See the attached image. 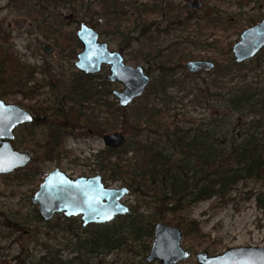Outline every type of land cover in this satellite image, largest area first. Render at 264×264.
<instances>
[{
  "label": "trees",
  "instance_id": "trees-1",
  "mask_svg": "<svg viewBox=\"0 0 264 264\" xmlns=\"http://www.w3.org/2000/svg\"><path fill=\"white\" fill-rule=\"evenodd\" d=\"M7 8L33 21L36 30L46 39H55L57 47L69 48L70 59L77 56L82 45L74 33L70 37L63 31L65 24L60 18L63 15L77 25L87 23L100 37L116 44L121 53L135 50V45L141 46L142 49L137 50L144 57L141 59L154 62L161 74L159 83L147 89V102L131 113L128 108L110 102L112 93L107 88L110 84L96 82L98 75L77 72L58 79L57 74H51L48 82L39 83L36 76L51 69L42 70L22 61L11 44V34L0 23V95L3 99L22 95L29 101L24 106L33 116L31 124L17 128H22V132L33 129L25 136L32 139L31 147H27L28 142L24 139L18 142L19 136L15 135L13 141V146H24L34 154L31 171H19L20 174L27 172L24 177L27 182L39 188L44 180H39L41 170L45 164L66 156L64 143L70 135L103 138L122 127L132 129L136 138L134 144L128 142L119 150L106 147L96 154V159L98 173L105 184L120 183L121 187H127L139 205L132 206L129 214L118 216L105 225L85 227L80 218L69 219L61 215L65 226L60 225L62 228L57 229L66 233L68 238V245L63 250L70 249L74 256L66 261L61 258V253L34 256L26 247L16 256V264H93L98 257L121 250L132 251L136 245L142 254H147L157 223L164 222L181 229L184 237L188 229L200 234L199 223L190 219V210L195 204L226 199L240 183L249 180L261 182L264 186L262 82L236 84L226 94L208 88L204 101L224 105L223 114L226 115L221 118L219 112L215 113L214 122L206 126L184 129L174 117L171 119L164 104L156 102H167L168 88L176 85L172 79L182 68L180 60L191 56L185 52L187 48L182 50V46L192 40L188 37L186 42L180 41L167 48L154 44L162 36L188 31L193 14L197 12H183L173 2L151 6L139 0H7ZM152 14L164 18L166 24L151 22ZM223 20L222 17L209 18L204 26H195V31L198 29L201 33L204 29L215 28L217 23L222 27L227 24ZM163 25L166 26L160 28ZM197 38L195 35L194 39ZM69 41L73 46H69ZM191 43L195 47L201 45L202 50L212 46L202 39L200 44L196 40ZM232 48L229 45V64L220 65L217 72L215 70L216 79L241 70L244 63L235 62L231 56ZM147 50H150L149 54H143ZM45 88L49 90V98L40 99L41 90ZM228 114L231 123L227 122ZM250 114L255 115L251 120L243 119ZM229 126H233L238 134L231 135ZM37 128H43V140L34 134ZM260 199L259 196L258 202ZM146 207L148 210L144 209ZM35 219L52 228V221L44 222L38 211ZM24 223L7 220L4 227L25 230L26 233Z\"/></svg>",
  "mask_w": 264,
  "mask_h": 264
},
{
  "label": "rangeland",
  "instance_id": "rangeland-1",
  "mask_svg": "<svg viewBox=\"0 0 264 264\" xmlns=\"http://www.w3.org/2000/svg\"><path fill=\"white\" fill-rule=\"evenodd\" d=\"M139 1L151 6L158 3L168 4L173 2L182 8L183 12H192L188 7L189 0ZM239 1L240 0H203V8L196 14H193V19L190 22L188 31H176L171 35L162 36L154 44L156 47H159V44H161L163 48H167L177 42L180 43V41L186 42V39L189 37V40L193 42L196 40V42L200 44V39H202V41H207L212 45L208 50H202L201 45L195 47L193 43H191L192 41L185 43L182 46V50H184L183 48H187L185 52L190 53L191 56L188 57V59L180 60L182 68L172 79L173 82H176V85H172L171 88H168V94L166 96L167 102L156 101L161 105L164 104L171 119L174 117V121H178V124L184 129L198 127L202 124L206 126V124L214 122L216 117L215 113L217 112H219L221 118L226 115L223 114L225 113L224 105L222 106V104L217 101H212L210 103L204 101V97L207 96L206 94L208 93V91L206 92L208 88L212 92L226 94V92L229 91L228 89L236 84L248 83L252 85L257 82H262L264 84V51H261L254 59L245 62L243 66H241V70H237L234 74L219 79L215 77L220 65L229 64L230 56L227 55L229 52V45H231L232 48L240 39L242 32L251 27L253 23L250 22L251 19H262L264 16L263 0H252L251 6H241ZM252 8H255L254 11L251 10ZM63 16L60 17L62 23L64 22L65 24L63 31L70 37L74 33L77 38L76 33L80 25H77L73 20L66 19ZM172 16L175 17L176 14H172ZM182 16L185 17V14H182ZM214 17H222L224 19L223 21L227 24H222V27H218L219 23L216 22L218 25L215 28L204 29L201 33L198 29L195 31V26H204L206 20ZM150 21L153 23L166 24L164 23V18L161 19V17L156 14L150 16ZM230 21H232V23H229ZM0 23L11 34V44L22 61L38 66L42 70H44V68L51 69V71L44 70L43 73H45V75L40 73L36 76L39 83L48 82L51 74H57L59 79L60 77L65 76L67 78L68 76L80 72L76 67L77 56L70 59L72 53L67 51L69 48L63 50L55 45V39H46L36 30L33 21L8 9L7 0H0ZM165 26L166 25H163L160 28H164ZM195 35L198 37L197 39H194ZM38 38H41L44 44L52 48L51 53H46L42 46L43 44L38 42ZM63 41L64 40H61L60 42ZM100 41L107 43L110 50L120 52L119 47L111 43L105 37H100ZM70 45L73 46L71 41H69V46ZM133 48L135 50L132 51L128 49L122 53L125 62L134 67H144L146 73L151 77L150 85L158 84L161 74L155 66V63L147 62L145 61L146 59H141L144 57H142L140 52H137V50L142 49L141 46L138 47L135 45ZM82 49V46L79 47L77 54L81 52ZM174 50L175 49H173V51ZM149 51L150 50H147L143 52V54H149ZM231 56L235 60L232 51ZM189 61H209L213 62L215 67L212 70L206 69L193 74L185 69V65ZM97 75L98 77L95 78L96 82H108L110 84L107 87L112 93L109 99L110 102L119 105L113 92L122 91L124 87L119 83H112L109 81L108 77L110 71L106 66H104ZM150 85L147 89H149ZM155 86L151 88V90H153ZM48 91V88L41 90L40 99L49 98ZM4 100L10 104L20 105L25 109L27 108L24 105L29 104V101L24 99L22 95L12 96ZM146 102L147 99L144 95L139 101L129 106L128 109L133 113V111L137 110L138 106ZM227 116V122L231 123L230 114ZM254 116L255 115L250 114V117H247V119L244 117L243 119L249 121ZM229 130L231 135L238 134L237 131H234L233 126H229ZM30 131H33V129ZM30 131L23 130L22 132V128L15 131L16 137H20L18 142L24 139L28 142V148L31 147L30 142L32 139L29 137L25 138V136H28ZM43 131V128H37L34 134H36L37 138L43 140V137H41ZM115 131L126 134L127 143H135V133L132 129L129 128L125 130L119 127ZM64 147L67 151L66 156H63L59 161L45 164L41 170L40 179L38 178L39 180L44 179L55 169H60L74 178L99 174L97 170L96 154L106 148L102 137L95 135L89 137H75L70 135L66 138ZM15 149L30 153L32 158L34 156V154L24 146L19 145ZM30 164L24 169L27 172H30L33 167ZM35 168L38 167L35 166ZM16 172L6 176H0V232L4 230L0 235V264L18 263L15 258L20 253L21 249L26 247L33 252L34 256H41L47 253H56L58 255L61 253V258L63 260H70L74 256L71 250H63L65 245H68L67 234L61 233V231L58 230L62 228L59 227L60 225L65 226L61 214H57L53 218L51 223L53 229L37 221L35 219V213L38 211V206L34 205L31 199L39 188L32 182H27V180H25L24 177L27 172L24 174H20L19 171ZM111 187L119 188L121 186L120 183H114L111 184ZM259 196L261 199L258 202L257 199ZM124 203L130 206V208L139 205L136 197L131 194L125 197ZM144 209L148 210L147 207ZM190 219L199 223L201 232L197 234L192 230H187V235L185 234L182 245L184 248L188 249L192 255L189 259L179 264H199L196 255L204 251H207L210 255H218L230 248L250 246L264 247V186L261 182L255 180L242 182L226 199H212L195 204L190 210ZM7 220L20 223L25 222L24 224L27 232L25 233V230L17 231L15 229L5 228L4 226ZM132 249V251L121 250L108 256H101L94 259L92 262L93 264H147L146 256L149 252L147 254H142L141 248L137 245Z\"/></svg>",
  "mask_w": 264,
  "mask_h": 264
},
{
  "label": "water",
  "instance_id": "water-1",
  "mask_svg": "<svg viewBox=\"0 0 264 264\" xmlns=\"http://www.w3.org/2000/svg\"><path fill=\"white\" fill-rule=\"evenodd\" d=\"M190 10H199V0H189ZM82 44L77 54L76 67L86 75L99 73L104 66L109 68V81L121 84L122 91H114L119 106L128 108L142 98L151 82V77L142 66H131L125 62L121 52L110 50L107 43L100 41L99 33L86 23H81L76 33ZM46 53L52 48L43 43ZM264 49V19L244 30L233 45L232 53L237 64L254 59ZM215 67L209 61H189L185 69L196 74ZM30 111L17 104L7 103L0 95V176L24 170L32 161V155L14 148L15 130L31 124ZM105 146L113 150L124 148L127 136L122 132L104 135ZM130 194L127 187H108L100 174L73 178L60 169L51 171L32 197L38 206L40 218L50 222L57 214L66 218L80 217L83 225H105L118 216L130 213V206L124 203ZM183 231L177 227L159 222L155 225L151 249L146 256L147 263L179 264L190 258L191 252L182 245ZM199 264H264V247L230 248L222 254L210 255L207 251L196 255Z\"/></svg>",
  "mask_w": 264,
  "mask_h": 264
},
{
  "label": "flooded vegetation",
  "instance_id": "flooded-vegetation-1",
  "mask_svg": "<svg viewBox=\"0 0 264 264\" xmlns=\"http://www.w3.org/2000/svg\"><path fill=\"white\" fill-rule=\"evenodd\" d=\"M199 1L202 3V7H201V9H199V10H192L193 12H199L200 10H202V8H203V0H199ZM247 2H248V3H247ZM251 2H252V0H240V1H239V4H240L241 6H251ZM263 4H264V0H263ZM188 5H189V2H188ZM254 9H255V8H252L251 10L254 11ZM261 10H262V9H261ZM254 18H255V17H254ZM263 19H264V16L262 17V19H259V18L251 19L250 22H253L251 26H253V25L257 24V23L262 22ZM97 74H98V73H97ZM97 74H95V75H97ZM117 100H118V99H117ZM118 102H119V101H118ZM134 102H135V101H134ZM78 218H80V217H78ZM80 219H81V218H80ZM81 221H82V220H81Z\"/></svg>",
  "mask_w": 264,
  "mask_h": 264
},
{
  "label": "bare ground",
  "instance_id": "bare-ground-1",
  "mask_svg": "<svg viewBox=\"0 0 264 264\" xmlns=\"http://www.w3.org/2000/svg\"><path fill=\"white\" fill-rule=\"evenodd\" d=\"M38 42H39L40 44H43V40H42L41 38H38Z\"/></svg>",
  "mask_w": 264,
  "mask_h": 264
}]
</instances>
